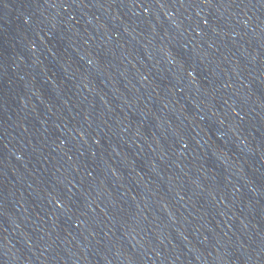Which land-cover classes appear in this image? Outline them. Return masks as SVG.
Instances as JSON below:
<instances>
[{"label": "water", "instance_id": "1", "mask_svg": "<svg viewBox=\"0 0 264 264\" xmlns=\"http://www.w3.org/2000/svg\"><path fill=\"white\" fill-rule=\"evenodd\" d=\"M0 264H264V0H0Z\"/></svg>", "mask_w": 264, "mask_h": 264}]
</instances>
